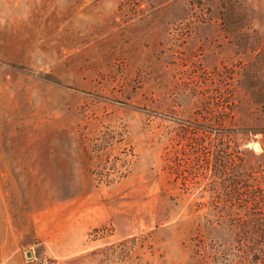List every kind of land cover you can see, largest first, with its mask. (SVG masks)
<instances>
[{
    "label": "rangeland",
    "instance_id": "rangeland-1",
    "mask_svg": "<svg viewBox=\"0 0 264 264\" xmlns=\"http://www.w3.org/2000/svg\"><path fill=\"white\" fill-rule=\"evenodd\" d=\"M226 91L264 183V0H0V264H197Z\"/></svg>",
    "mask_w": 264,
    "mask_h": 264
},
{
    "label": "trees",
    "instance_id": "trees-1",
    "mask_svg": "<svg viewBox=\"0 0 264 264\" xmlns=\"http://www.w3.org/2000/svg\"><path fill=\"white\" fill-rule=\"evenodd\" d=\"M212 104L220 107L216 122L220 133L215 135L212 145L213 168L222 171L231 163L236 164L239 173L236 177H223L226 183H210L211 199L206 212L196 225V235L192 242V257L197 264H264V183L260 161L247 159L242 149H236L238 143L231 145L229 126L232 117V101L229 94ZM211 110H214L211 109ZM200 138L185 140L183 154H187L184 164L187 166L190 154L201 144ZM233 152L237 162L233 160ZM180 158L170 151L165 153V167L177 172ZM197 157L195 160H198ZM262 171V172H261ZM205 242V243H204Z\"/></svg>",
    "mask_w": 264,
    "mask_h": 264
},
{
    "label": "built area",
    "instance_id": "built-area-1",
    "mask_svg": "<svg viewBox=\"0 0 264 264\" xmlns=\"http://www.w3.org/2000/svg\"><path fill=\"white\" fill-rule=\"evenodd\" d=\"M33 264H50V261L47 260L45 257H41L35 260Z\"/></svg>",
    "mask_w": 264,
    "mask_h": 264
}]
</instances>
